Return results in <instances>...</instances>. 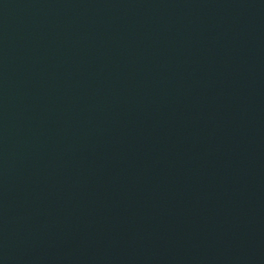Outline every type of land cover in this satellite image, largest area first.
I'll return each instance as SVG.
<instances>
[{
  "label": "water",
  "instance_id": "water-1",
  "mask_svg": "<svg viewBox=\"0 0 264 264\" xmlns=\"http://www.w3.org/2000/svg\"><path fill=\"white\" fill-rule=\"evenodd\" d=\"M0 264H264V0H0Z\"/></svg>",
  "mask_w": 264,
  "mask_h": 264
}]
</instances>
